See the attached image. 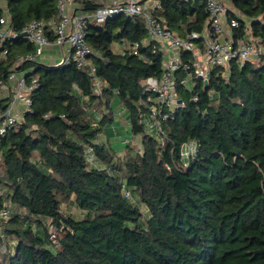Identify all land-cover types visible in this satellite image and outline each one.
Returning <instances> with one entry per match:
<instances>
[{
	"label": "trees",
	"instance_id": "trees-1",
	"mask_svg": "<svg viewBox=\"0 0 264 264\" xmlns=\"http://www.w3.org/2000/svg\"><path fill=\"white\" fill-rule=\"evenodd\" d=\"M159 1L156 16L176 35L203 30V0ZM226 1L240 22L236 43L250 31L264 47V0ZM77 2L84 12L100 6ZM4 17L18 32L33 20L56 21L57 0H0ZM147 38L141 17L88 24L95 75L106 83L101 95L89 68L17 65L34 45L22 38L0 45L8 53L0 82L12 73L38 80L31 111L0 140V210L11 211L0 219V264H264V62L234 61L227 77L214 70L207 87L179 86L185 107L163 123L160 141L140 124V102L149 96L144 80L162 74L163 54L152 46L142 57L116 50ZM118 107L142 136V148L128 146L124 158L100 139ZM190 142L196 155L184 158ZM89 147L102 168L87 162ZM72 197L86 213L81 220L62 211Z\"/></svg>",
	"mask_w": 264,
	"mask_h": 264
},
{
	"label": "built area",
	"instance_id": "built-area-1",
	"mask_svg": "<svg viewBox=\"0 0 264 264\" xmlns=\"http://www.w3.org/2000/svg\"><path fill=\"white\" fill-rule=\"evenodd\" d=\"M100 6L92 12H84L77 7V0H57L58 19L43 22L31 21L22 31L11 27L8 17L0 20V45L22 38L34 45L35 51L17 58V65L26 62H42L41 57L47 48L57 47L61 51L59 62L50 65L52 68L74 63L78 68H89L92 75L93 89L96 95H101L106 87L95 73L91 56L93 48L87 41L89 23L98 25L114 20L118 16L141 17L145 21L148 38L131 46H124L137 57H142L140 49L152 46L153 52L163 54V69L160 77H149L144 80V93L148 100L141 101L145 110L140 116V124L147 135L161 137L165 134L163 123L172 118L178 109H183L185 103L178 96V87L192 88L195 81L205 86V81L211 79L214 70L218 75L229 76L232 62L242 64L264 62V47L259 44L248 31L246 39L236 43L233 29L239 27V19L231 18L226 0H203L208 13L207 22L201 32H192L187 38H182L162 24L156 12L162 7L159 0H97ZM49 33L55 37L50 41ZM120 50V51H122ZM7 51L0 54V60L7 56ZM186 77L179 80V73ZM23 73H12L7 83L0 82V101L7 100V106L0 110V140L23 120L26 113L32 109L31 95L38 87V80L27 82ZM206 87V86H205ZM194 97L193 101H198ZM129 125L130 122H129ZM197 145L190 142L184 145L182 156L190 158L196 155ZM87 162L93 167L102 168L101 162L95 157L92 148H87ZM4 191L0 189V197ZM125 195L131 197V192L125 189ZM8 207L0 210V219L9 218Z\"/></svg>",
	"mask_w": 264,
	"mask_h": 264
},
{
	"label": "rangeland",
	"instance_id": "rangeland-1",
	"mask_svg": "<svg viewBox=\"0 0 264 264\" xmlns=\"http://www.w3.org/2000/svg\"><path fill=\"white\" fill-rule=\"evenodd\" d=\"M118 45V44H117ZM116 45V50H122L125 46L123 43L119 46ZM115 49V46H114ZM61 51L55 47L53 49L47 48L45 49L44 55L41 57V61L39 63H43L45 65H53L57 63L61 59ZM25 74L22 76L24 77ZM128 114L125 110L120 107L116 108L114 114V121L111 124H108L103 130L100 136L101 143L106 144L111 147L117 153V156L120 158L125 157V153L128 151V146L135 149L142 148V136L134 135L132 133L131 127L128 122ZM132 152L134 150H131ZM142 151V150H141ZM141 210L144 215H147V210L142 205ZM62 211L66 216H70L76 220H81L85 217L86 213L82 211L76 204L75 198L72 197L68 202L62 203ZM51 231H55L54 228H51Z\"/></svg>",
	"mask_w": 264,
	"mask_h": 264
},
{
	"label": "water",
	"instance_id": "water-1",
	"mask_svg": "<svg viewBox=\"0 0 264 264\" xmlns=\"http://www.w3.org/2000/svg\"><path fill=\"white\" fill-rule=\"evenodd\" d=\"M53 68H55V67H53ZM209 77H211V76H209ZM205 86H206V87L208 86V82H207V81H205ZM178 103H179V104H182V100H179Z\"/></svg>",
	"mask_w": 264,
	"mask_h": 264
},
{
	"label": "crops",
	"instance_id": "crops-1",
	"mask_svg": "<svg viewBox=\"0 0 264 264\" xmlns=\"http://www.w3.org/2000/svg\"><path fill=\"white\" fill-rule=\"evenodd\" d=\"M76 6H77V7H80V3L77 2V3H76ZM117 46H119V44H118ZM117 51H118V50H117ZM119 51H120V50H119Z\"/></svg>",
	"mask_w": 264,
	"mask_h": 264
}]
</instances>
